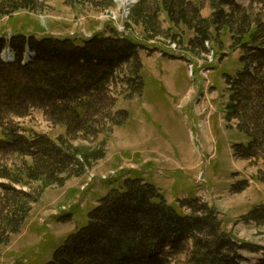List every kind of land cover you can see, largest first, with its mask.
I'll return each instance as SVG.
<instances>
[{
  "label": "rangeland",
  "instance_id": "rangeland-1",
  "mask_svg": "<svg viewBox=\"0 0 264 264\" xmlns=\"http://www.w3.org/2000/svg\"><path fill=\"white\" fill-rule=\"evenodd\" d=\"M115 30L125 39L113 42ZM96 36L135 46L113 74L98 58L103 95L66 105L80 123L27 101L0 118V140L12 144L0 168V264H66L73 236L130 179L215 231L187 237L182 251L162 246L158 264H192L198 240L217 243L227 264H264V0H0V41L13 48L41 39L75 60L72 45L87 51ZM44 59L42 72L62 68L55 53ZM93 60L76 59L66 83ZM4 77L27 86L26 74ZM91 248L71 256L102 251ZM97 259L87 264L110 260Z\"/></svg>",
  "mask_w": 264,
  "mask_h": 264
},
{
  "label": "trees",
  "instance_id": "trees-1",
  "mask_svg": "<svg viewBox=\"0 0 264 264\" xmlns=\"http://www.w3.org/2000/svg\"><path fill=\"white\" fill-rule=\"evenodd\" d=\"M101 37L102 36H96L94 38L95 41H91L93 43V48L90 47L87 51H82L83 49H81L82 47L87 48L86 44H78L79 46L76 47L77 45L73 43L75 45H72V47L75 48L74 53H80L78 55L80 56L79 58L82 56L85 59L88 57L94 60L90 63V69L87 73L77 72V77L67 83L66 79L69 78L68 73L74 72L73 69L69 70V68L71 65H74L76 59H79H71V53L73 52L70 50L69 46L63 50H58L56 49V47H58L56 42L48 46H42L43 40L36 39L30 42L31 49L37 52V58L32 64L28 66H22L19 63L6 64L0 59V71L3 72V77H6V74L9 73L27 75V86L20 81L12 83L15 81H10L9 79L1 80L0 118L6 116L8 113L12 114L24 110L28 102L29 107L30 105H39V107L45 106L48 109L52 108L55 114L73 117L76 124L80 123L81 120L77 112L66 105H70L72 101L73 103H77L79 100L83 101V98L91 93L103 95L104 87L102 81L98 78V74L101 75L104 71L98 69V58L101 59L102 62L106 61V70L113 74V70L120 64L130 60L133 53L132 46H135L133 43L119 46L112 44L111 40H106L104 41L105 46L103 47L101 43L105 38L103 39ZM112 40L113 42L121 41L119 39ZM54 41L58 40L54 39ZM14 46L18 48L20 53L23 52L26 47V39L22 37L17 39L14 42ZM2 48L3 44H0V51ZM58 52L62 53L63 59L59 56ZM52 53L58 56V61H63L62 68H58L55 64L53 67L48 65L49 69L42 72V67L45 66V62L47 63L44 56H51ZM114 53L119 55L115 56ZM85 62L84 60V63ZM83 66H85V64ZM22 89H25L27 93L30 94L26 97L19 96ZM49 89L54 93L49 92ZM45 93H52L53 95L48 97ZM98 102L101 101L98 100ZM9 145L12 144L0 140V168L3 167L1 165L2 158L12 154ZM14 153L25 156L29 155L27 148L25 150L23 148H18ZM136 182H138V180L130 179L125 181L123 187L124 192H117L121 195V198L108 201L104 208L101 210L99 209V217L95 218V222L90 223L89 226L80 231V233L74 235V239L70 240L66 248L64 247L65 251L63 254L59 255V258L64 257V253L69 252L70 256L68 255L66 264H78L79 262L87 264L89 261L92 262L96 260L97 256H103L106 260L108 258L110 259L108 263L100 262L99 264H158L159 259H161L159 250L162 246L171 245L174 251H182L181 246L187 237L194 238V235L203 233L208 226L211 230L209 236L215 237V231L212 230L213 227L210 224L207 226V224L199 223L198 221L201 220L191 222L186 217L174 214L169 208L156 203L158 193L155 189L146 188V185L141 182L136 184ZM130 185L133 187L130 188ZM127 186H129V189L125 190ZM106 216L112 217L114 222L110 223L107 221L105 218ZM190 227L191 229H189ZM104 229L106 232L110 231L114 233V236L112 234L107 235L104 231V233H102L101 230ZM1 243L2 236L0 234V245ZM83 245H89V251L92 249L91 247H94L96 250L101 249L102 251L100 254L93 252V254L97 255H95L96 258H93L91 252L88 250L83 258H73L78 255L77 252H74L75 249ZM174 245L175 248H177L176 250L173 247ZM107 248H111V250H108L106 253L105 251ZM221 249L222 248L217 243L213 244L198 240L197 251L195 254L192 253L193 258H191L190 263H230L225 254H222ZM82 250L83 249L79 250L80 253ZM72 253L75 254H73V257L71 256ZM105 254H108L109 257L107 256V258ZM88 256L92 258H88V260ZM47 264L53 263L49 262Z\"/></svg>",
  "mask_w": 264,
  "mask_h": 264
},
{
  "label": "bare ground",
  "instance_id": "bare-ground-1",
  "mask_svg": "<svg viewBox=\"0 0 264 264\" xmlns=\"http://www.w3.org/2000/svg\"><path fill=\"white\" fill-rule=\"evenodd\" d=\"M124 1H126V0H122V2H124Z\"/></svg>",
  "mask_w": 264,
  "mask_h": 264
}]
</instances>
